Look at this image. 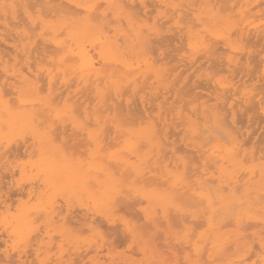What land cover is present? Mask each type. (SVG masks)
<instances>
[{"label":"snow or ice","instance_id":"snow-or-ice-1","mask_svg":"<svg viewBox=\"0 0 264 264\" xmlns=\"http://www.w3.org/2000/svg\"><path fill=\"white\" fill-rule=\"evenodd\" d=\"M22 7L0 86V264H264V142L257 158L237 127L257 95L264 121V56L259 93L234 72L264 11Z\"/></svg>","mask_w":264,"mask_h":264},{"label":"bare ground","instance_id":"bare-ground-1","mask_svg":"<svg viewBox=\"0 0 264 264\" xmlns=\"http://www.w3.org/2000/svg\"><path fill=\"white\" fill-rule=\"evenodd\" d=\"M34 1V0H33ZM33 1H32V3H33ZM260 1H262V0H230V3H236L237 5H242L243 6V10H244V12H245V14L248 16V18H250L251 17V14L252 15H254V17H257V15L256 14H254V12L253 11H255V9H253L254 7L256 8V9H258V8H260ZM66 2H69V0H65V3ZM0 3H1V5L3 6V8H6V12H8L9 13V16H8V19L10 18L11 19V21H13V23H7L6 21H1L0 20V71H1V74H0V86H4V87H6V86H9V85H12V82H10L9 80H10V78L11 79H13L12 78V76L10 75V73L11 72H14V71H18L19 69H17L16 67H15V65H16V61L18 60V57H20L19 56V54L18 53H20V54H22V52H23V44H20V46H21V48H18L17 47V45L14 43L15 42V39H14V37H17V40H19V35H18V32L19 31H17L18 29H19V27H21V25L24 23H22V21H24L23 19H24V9L22 10L23 11V19L22 20H17V17H18V14L19 13H17L16 14V12H17V9H16V6H17V4L19 3V0H0ZM27 3V2H26ZM29 3V2H28ZM27 3V4H28ZM31 2H30V4H32ZM264 3V2H263ZM14 5V7H12ZM260 5V6H259ZM258 7V8H257ZM18 8H20V7H18ZM264 9V8H263ZM252 10V11H251ZM260 10H261V8H260ZM22 11H21V13H22ZM258 11H259V9H258ZM262 11V10H261ZM3 12V11H2ZM250 12H253V13H251L250 14ZM256 12V11H255ZM20 13V14H21ZM260 13V12H259ZM3 15H5V13L3 14ZM256 15V16H255ZM20 17H21V15H20ZM3 18V17H2ZM9 19V20H10ZM19 19V18H18ZM11 32H12V34H14L15 36L14 37H12V34H11ZM251 35V36H250ZM249 36H250V39H252L253 37H255V36H259V34H257V32L253 29V30H251V32H250V34L249 33H246V38L248 39L249 38ZM250 39H248V40H250ZM260 39L261 40H263L264 41V36H261L260 35ZM255 40H258V39H256L255 38ZM253 41V40H252ZM250 42V44L252 43L253 44V42ZM255 43V42H254ZM258 43V42H257ZM256 43V44H257ZM263 44V43H262ZM259 45V44H258ZM254 46L256 47V45L254 44L251 48H254ZM6 47H8V49L6 48ZM9 48H11V49H9ZM260 48H262L263 49V47H261V45H260ZM251 50V49H250ZM250 50H248V52L247 53H245V54H243V55H241V57H240V61H241V64L243 65V64H245V66H248L249 65V62L252 60V61H255V58H254V56L255 55H253L254 54V51L252 52V50L250 51ZM264 50V49H263ZM262 51V50H261ZM250 52H252L253 54L252 55H247L248 53H250ZM259 53H260V51H259ZM256 54V53H255ZM257 54H258V52H257ZM256 54V55H257ZM12 55V56H11ZM33 55H34V53H33ZM260 55V54H259ZM6 56H10V58H11V60L13 61V63H12V65H7L6 63H7V61H5V57ZM252 56V57H251ZM258 56V55H257ZM264 56V55H263ZM249 57H251V58H253V59H249ZM10 58H8V59H10ZM261 59V58H260ZM242 60H244L243 62H242ZM258 61H260V60H258ZM257 63V62H256ZM256 63H253L254 64V66H256L257 67V64ZM252 64V65H253ZM256 64V65H255ZM259 64V63H258ZM242 65H240L242 68H241V70H244L245 71V67L244 66H242ZM235 66V65H234ZM255 67V68H256ZM260 67V66H259ZM239 69H240V67L238 68V71H239ZM247 70V69H246ZM254 69L252 68L251 69V71H253ZM256 70H257V68H256ZM255 70V71H256ZM237 71V70H236ZM238 71H237V73H238ZM249 71V70H248ZM250 71V72H251ZM235 72V71H234ZM257 72V71H256ZM254 73V72H253ZM258 73V72H257ZM236 74V73H235ZM244 74V73H243ZM242 74V75H243ZM255 74V73H254ZM253 74V75H254ZM6 76H7V79H6ZM236 76V75H235ZM249 76V75H248ZM2 77H3V79H2ZM241 77H243V76H241ZM240 76H239V79L241 78ZM247 79H248V77H246ZM255 78L257 79L256 81H260V75H257V76H255ZM251 80V79H250ZM243 81V82H242ZM241 82L242 83H246L245 81H244V79L242 80ZM253 81V80H252ZM250 82V81H249ZM253 83H254V81H253ZM252 82H251V84H253ZM249 85H251L250 83H248ZM256 85V84H255ZM259 86H260V84H259ZM257 87L256 86V91H257V93H259V91H260V87ZM258 88V89H257ZM6 90L7 91H9V92H11L12 91V87H9V89L8 88H6ZM254 103H255V109H258L259 110V97H258V95H257V98H256V100L254 101ZM257 116H258V113H257ZM256 116V117H257ZM259 118L260 117H258V120H259ZM245 120V119H244ZM257 120V119H256ZM257 120V121H258ZM243 121V120H242ZM241 121V122H242ZM252 123L254 122V120L253 121H251ZM260 123H261V120L259 121ZM258 122V123H259ZM242 123H244V121L242 122ZM252 123H250V124H252ZM259 123V124H260ZM258 124V125H259ZM241 125V124H240ZM243 125V124H242ZM257 125V124H256ZM257 125V126H258ZM264 125V124H263ZM247 126H249V124L247 125ZM241 127V126H240ZM240 127H238L239 128V130H240ZM259 127V126H258ZM261 127H263V126H261ZM242 128V127H241ZM251 128H252V126H251ZM255 129V128H254ZM264 129V128H263ZM255 131V130H254ZM260 132L261 131H259V134H260ZM242 133H243V131H242ZM252 133V131L250 132V134ZM262 133V132H261ZM249 134V133H248ZM254 134V133H253ZM243 135H244V133H243ZM263 135V134H262ZM248 136V135H247ZM256 136V135H255ZM260 136H261V134H260ZM249 137L250 136H248V139H249ZM257 137H259V135H257ZM262 138V137H261ZM258 138H256V140H257ZM263 139H264V137L262 138V141H263ZM250 140V139H249ZM249 140H248V142H249ZM260 140V139H259ZM259 140H257L256 142L257 143H259V142H262V141H259ZM246 143H247V140H246ZM248 147V146H247ZM255 148V153H256V156H257V158L259 157V155H260V147L258 146H255L254 147ZM252 148H249V150H251ZM29 259H30V257H29Z\"/></svg>","mask_w":264,"mask_h":264},{"label":"rangeland","instance_id":"rangeland-1","mask_svg":"<svg viewBox=\"0 0 264 264\" xmlns=\"http://www.w3.org/2000/svg\"><path fill=\"white\" fill-rule=\"evenodd\" d=\"M32 1H33V0H19V3H18L17 6H16V9H17L16 14L19 13V14H18V17H17V20H22V19H23V16H24V15H23V11H22V10H23L22 5H25V4H27L28 2H29L28 4H30V2L32 3ZM26 2H27V3H26ZM36 2H37V0H34L32 4H34V3H36ZM64 2H65V0H64ZM263 2H264V0L260 1V3H261L260 5H261V6L259 5L262 11H264V9H263V8H264V3H263ZM66 3H68V2H66ZM18 7H20V8H18ZM257 8H258V7H257ZM260 8H258L259 11H258V9H256L255 7L253 8V9H255V11H256V12L253 11L254 14L257 15V17H255V18H258V17L260 16V14H261L262 11L260 10ZM2 11H3V12H2ZM21 11H22V13H21ZM251 11H252V10H251ZM253 12H250V14L253 13ZM259 12H260V13H259ZM4 13H5V15H3ZM20 13H21V14H20ZM7 15L9 16V13L6 12V8H3V6H2L1 3H0V20H1V21H6V22L9 23V24H10V23H13V21H11L10 18H9L10 20L8 19V16H7ZM20 15H21V17H20ZM22 15H23V16H22ZM256 15H255V16H256ZM2 17H3V18H2ZM253 17H254V15L251 14L250 19L253 18ZM18 18H19V19H18ZM21 18H22V19H21ZM23 20H24V19H23ZM23 22H24V21H22V23H23ZM23 25H24V23L21 25V27H19V29H18L17 31H19V30L23 27ZM11 34H12V32H11ZM14 36H15V35L12 34V37H14ZM250 36H251V35H250ZM250 36H249L248 39H250ZM255 38L258 39V40H255ZM14 39H15V42H14V43L17 45V41H18V40H17V37H14ZM252 40H253V41H252ZM248 41H249L248 46H247V47H248V50L251 49L252 52L254 51V54H253L252 52H250V53H248L247 55H249V56L252 55V54L255 55V56H254L255 61H252V60H251V59H253V58H251V57H252V56H251V57H249V59L251 60V61L249 62V65H250L249 67H246L245 64L242 65V64L240 63V65H242V66L245 67V68H244L245 71H244V70H241V68H242L241 66H238V67H237V66H234V71H235V73H236V74H235V75H236V76H235V79H236L238 82H241V81L244 79V81H245L246 83H250V84H251V82L253 83V81H254V84H256L255 86L258 87L259 84H260V81H256L257 79L255 78V76L259 75V71H260V68H261V59H260V58L264 55V50H263V49H264V41L260 39V35H259V36H255V37H253L252 39H250V40H248ZM251 41L253 42V44H252V43L250 44ZM254 42H255V43H254ZM257 42H258V43H257ZM256 43H257V44H256ZM262 43H263V44H262ZM254 44L256 45V47L254 46V48H251ZM258 44H259V45H258ZM260 45H261V47H263V49L260 48ZM6 48L8 49V47H6ZM18 48H21V46L19 45ZM9 49H11V48H9ZM251 50H250V51H251ZM261 50H262V51H261ZM259 51H260V53H259ZM257 52H258V54H257ZM255 53H256L258 56H257ZM259 54H260V55H259ZM11 56H12V55H11ZM34 56H35V53H34ZM8 58H10V56H6V57H5V61H7L6 64L9 66V65H12L13 61L11 60V58H10V59H8ZM19 58H20V57H18V59H19ZM253 60H254V59H253ZM258 60H260V61H258ZM243 61H244V60H242V62H243ZM176 62H177L176 60H173V61H172L173 64H175ZM256 62H257V63H256ZM253 63H256V64H257V67L254 66ZM258 63H259V64H258ZM252 64H253V65H252ZM256 64H255V65H256ZM259 66H260V67H259ZM239 67H240V69H239V71H238V68H239ZM255 67L257 68V70H256ZM0 68H1V67H0ZM252 68L254 69L253 71H251ZM246 69H247V70H246ZM236 70L238 71V73H237ZM248 70H249V71H248ZM255 70H256L258 73H257ZM250 71H251V72H250ZM253 72H254L255 74H254ZM243 73H244V74H243ZM0 74H1V71H0ZM242 74H243V75H242ZM253 74H254V75H253ZM248 75H249V76H248ZM239 76H240V77L243 76V77H241V78L239 79ZM246 77H248V79H247ZM2 79H3V77H2ZM250 79H251V80H250ZM252 80H253V81H252ZM9 81L12 82L13 79L10 78ZM249 81H250V82H249ZM242 82H243V81H242ZM259 87H260V86H259ZM6 88L9 89V86H6ZM257 89H258V88H257ZM160 99L163 100V92H161ZM254 104H255V103H254ZM254 111H255L256 113H258V109H255V108H254ZM256 116H257V114H256V115L253 117V119H252V121L254 120L253 123H252V122H249V121L247 120V118L244 117V118H242V120L244 121V123H242V122H243V121H242V122L240 123L241 125L238 124V126H237V127H240V126L242 127V128L240 127V131H241V132L243 131V133H244V137H245L246 140H247L246 145L248 146V148H254L255 146H257V147H258V146L261 147L262 142H264V139H263V141H262V138L264 137V134L262 135V133H261V132H262L261 130L264 128V125H263V124H264V121H262L261 118H259V120H258V117H260L259 114H258L257 117H256ZM244 119H245V120H244ZM256 119H257L258 121H257ZM260 120H261V123L259 122ZM258 122H259L260 124H259ZM250 123H252V124H250ZM242 124H243V125H242ZM248 124H249V126H247ZM256 124H257V125L259 124V125H258L259 127H258ZM251 126H252V128H251ZM261 126H263V127H261ZM254 128H255V129H254ZM254 130H255V131H254ZM251 131H252V133L250 134ZM259 131H261V132H260L261 136H260V134H259ZM248 133H249V134H248ZM253 133H254V134H253ZM247 135L250 136V137H249L250 140L248 139V136H247ZM255 135H256V136H255ZM257 135H259V137H257ZM261 137H262V138H261ZM256 138H258L257 140L260 139L259 141H262V142L257 143V142H256V141H257ZM248 140H249V142H248ZM20 152L23 153V147L20 148Z\"/></svg>","mask_w":264,"mask_h":264}]
</instances>
